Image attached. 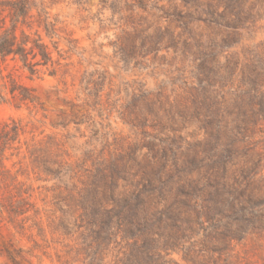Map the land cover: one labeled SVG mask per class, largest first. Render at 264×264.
<instances>
[{"label": "rangeland", "instance_id": "obj_1", "mask_svg": "<svg viewBox=\"0 0 264 264\" xmlns=\"http://www.w3.org/2000/svg\"><path fill=\"white\" fill-rule=\"evenodd\" d=\"M43 1L56 73L0 78V264H264V0Z\"/></svg>", "mask_w": 264, "mask_h": 264}, {"label": "trees", "instance_id": "obj_2", "mask_svg": "<svg viewBox=\"0 0 264 264\" xmlns=\"http://www.w3.org/2000/svg\"><path fill=\"white\" fill-rule=\"evenodd\" d=\"M58 31V21L52 19L43 0H0V78L4 77L9 59L20 62L32 77L42 72L41 67L55 74L60 63L53 58V52H62ZM46 37L54 49L46 42ZM12 84L11 92H14V81ZM23 90L24 100L36 101L26 88ZM5 101L6 95L0 92V104ZM19 131L18 123L12 126L0 123V166L4 165L5 151L18 139Z\"/></svg>", "mask_w": 264, "mask_h": 264}]
</instances>
